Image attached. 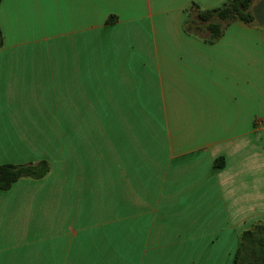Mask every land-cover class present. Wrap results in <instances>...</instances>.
<instances>
[{
    "label": "crops",
    "instance_id": "1",
    "mask_svg": "<svg viewBox=\"0 0 264 264\" xmlns=\"http://www.w3.org/2000/svg\"><path fill=\"white\" fill-rule=\"evenodd\" d=\"M228 1L2 2L0 165L52 170L0 190V264H153L170 224L165 264H235L264 223V27L185 28Z\"/></svg>",
    "mask_w": 264,
    "mask_h": 264
},
{
    "label": "trees",
    "instance_id": "2",
    "mask_svg": "<svg viewBox=\"0 0 264 264\" xmlns=\"http://www.w3.org/2000/svg\"><path fill=\"white\" fill-rule=\"evenodd\" d=\"M3 1L0 0V5ZM255 5L256 0H229L220 8L200 10L196 4H193L188 11L186 31L191 32L194 27L201 24V30L210 34L208 42L215 43L224 35L226 28L234 22L254 24V15L251 10ZM116 20V17L112 16L108 23H114ZM3 46L4 37L0 29V50ZM51 170L52 167L48 161L23 165H0V190H9L20 180H44ZM235 264H264V223H255L251 230L240 236Z\"/></svg>",
    "mask_w": 264,
    "mask_h": 264
},
{
    "label": "rangeland",
    "instance_id": "3",
    "mask_svg": "<svg viewBox=\"0 0 264 264\" xmlns=\"http://www.w3.org/2000/svg\"><path fill=\"white\" fill-rule=\"evenodd\" d=\"M260 1H262V0H256V4H258ZM224 5V4H223ZM222 5V6H223ZM222 6H220V7H222ZM220 7H218V8H220ZM155 110V109H154ZM153 113L154 114V112H156V110L155 111H151V110H149V113ZM160 121H162V119H160ZM161 124V123H160ZM92 126H84V128H85V132H87V131H91L90 130V128H91ZM94 127V126H93ZM87 128L89 129V130H87ZM107 128H108V126H103V125H100L99 126V138L101 139V138H103V134L104 133H106L107 132ZM154 129H155V126H153V129L151 130L150 129V127L148 126V132L150 133L151 131L153 132L154 131ZM148 145H149V147H150V145L151 144H153V143H155L154 141H150V140H148L147 142H146ZM218 211V210H217ZM169 230H170V232H169V234L167 235V237L165 238V240H164V242H163V246L161 247V250H160V252H158V253H160L161 255H162V258H158L153 264H165L166 262H168L169 260H167L166 258H170L171 256H172V254H173V252H172V249H171V244L173 243V241H174V233H176L175 231H174V228H173V226H172V224H170V226H169ZM149 255L152 253V246H150L149 247ZM145 264H152L151 263V261L150 260H146V262H145Z\"/></svg>",
    "mask_w": 264,
    "mask_h": 264
},
{
    "label": "water",
    "instance_id": "4",
    "mask_svg": "<svg viewBox=\"0 0 264 264\" xmlns=\"http://www.w3.org/2000/svg\"><path fill=\"white\" fill-rule=\"evenodd\" d=\"M251 12L254 15V21L264 27V0L255 5Z\"/></svg>",
    "mask_w": 264,
    "mask_h": 264
},
{
    "label": "flooded vegetation",
    "instance_id": "5",
    "mask_svg": "<svg viewBox=\"0 0 264 264\" xmlns=\"http://www.w3.org/2000/svg\"><path fill=\"white\" fill-rule=\"evenodd\" d=\"M257 5V4H256Z\"/></svg>",
    "mask_w": 264,
    "mask_h": 264
}]
</instances>
